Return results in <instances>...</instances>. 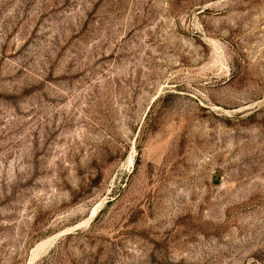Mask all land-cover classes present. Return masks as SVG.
Here are the masks:
<instances>
[{
  "label": "rangeland",
  "instance_id": "obj_1",
  "mask_svg": "<svg viewBox=\"0 0 264 264\" xmlns=\"http://www.w3.org/2000/svg\"><path fill=\"white\" fill-rule=\"evenodd\" d=\"M0 264H264V0H0Z\"/></svg>",
  "mask_w": 264,
  "mask_h": 264
},
{
  "label": "bare ground",
  "instance_id": "obj_2",
  "mask_svg": "<svg viewBox=\"0 0 264 264\" xmlns=\"http://www.w3.org/2000/svg\"><path fill=\"white\" fill-rule=\"evenodd\" d=\"M36 252V251H35Z\"/></svg>",
  "mask_w": 264,
  "mask_h": 264
}]
</instances>
